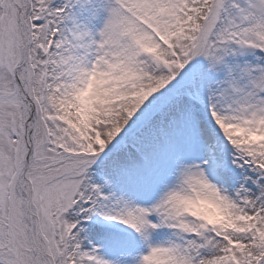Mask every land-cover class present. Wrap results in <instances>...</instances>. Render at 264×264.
<instances>
[{
    "label": "snow or ice",
    "instance_id": "snow-or-ice-1",
    "mask_svg": "<svg viewBox=\"0 0 264 264\" xmlns=\"http://www.w3.org/2000/svg\"><path fill=\"white\" fill-rule=\"evenodd\" d=\"M0 264H264V0H0Z\"/></svg>",
    "mask_w": 264,
    "mask_h": 264
}]
</instances>
